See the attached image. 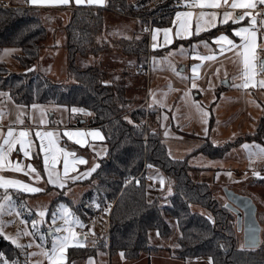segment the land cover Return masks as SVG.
<instances>
[{"label":"trees","instance_id":"obj_1","mask_svg":"<svg viewBox=\"0 0 264 264\" xmlns=\"http://www.w3.org/2000/svg\"><path fill=\"white\" fill-rule=\"evenodd\" d=\"M178 1L166 0L155 10L148 8L149 0H107L106 7L94 4L76 6L65 26L68 74L75 79L74 84L54 82L40 71H30L47 38V28L39 11L34 7H0V50L20 47L21 52L14 57L27 70L12 73L0 61V88L22 104L53 101L71 108H85L91 112L88 125L99 127L105 136L107 153L85 182L89 185L93 180L96 184L89 185L90 188L82 193L80 204L72 207V213L81 223H87L99 211L109 210L114 201L109 212V246L107 236H104L103 246L70 247L69 262L96 255L98 249L104 247L110 255L122 252L127 258H138L143 252L161 249L151 243L152 233L166 238L173 234L177 225V246L165 247L175 257L192 261L211 257V264H264V241L257 247H241L235 225L236 214L215 198L214 189L209 184L192 179L186 158L171 156L161 129L145 137L144 125L140 124L138 117H145V108H136L127 117L123 116L122 105L128 103L123 86L113 80L107 81L100 68L86 64L90 56L107 49L96 42L104 25L106 9L142 19L161 9L173 14L171 10ZM130 42L129 39L119 41L127 53L137 55L140 62H145L146 59L140 58L146 57L148 37L142 36L138 48H132ZM154 122L160 127L159 118ZM84 123H87L86 119L79 120V126ZM245 139L264 143V113L254 133L222 146L207 142L197 151L219 156L231 145ZM144 164L175 176L176 191L171 195L169 205H161L159 198L148 199L147 181L139 176ZM257 181L264 183V178ZM12 192L17 196L15 191ZM209 216L215 223L209 220ZM0 253L3 254L0 264L4 259L18 261V264L26 261L23 248H17L2 234Z\"/></svg>","mask_w":264,"mask_h":264},{"label":"rangeland","instance_id":"obj_2","mask_svg":"<svg viewBox=\"0 0 264 264\" xmlns=\"http://www.w3.org/2000/svg\"><path fill=\"white\" fill-rule=\"evenodd\" d=\"M6 2L8 5L6 6H24V7H29L22 5L18 2H8L6 0H2ZM166 0H149L148 8L155 10L156 8L159 7V5L164 4ZM179 2H181V6L179 5ZM186 0H179L176 3V6L171 10V11H177L179 9H184L186 7ZM2 7V6H1ZM38 10V9H37ZM164 9L154 11L153 13L149 14L148 16L144 18H138L142 27L141 29L135 30V34L131 35L132 37L129 39L131 41L129 43L132 48H138L137 43L139 40L142 38V36H147L148 39L150 40V36L153 35L156 36V39L153 40L154 44L156 45L158 42L161 43L160 49L152 51V56L149 61V76L151 75L152 81H158L164 80L168 81L172 84H174L176 87L181 89L182 91L177 92L176 94V99L179 101L181 100V95H187L188 97L191 96V99L194 100H184V102L180 103L182 108H168L167 110V116L165 117L164 122L162 123V128L157 127L155 124V120L157 118L160 119V125H161V109L156 107V106H149V105H144L141 106V103L138 102H131L130 104H123V116L127 117L130 112L135 110V108H140L144 107L145 108V117H139L140 119V124L144 125L146 134L145 137H147L148 133H151L152 131L161 129V136L163 135L165 137H168L169 134L172 132L176 133L177 127L173 125L171 121V116L174 117V121L177 120L176 114L179 110H184L185 112L187 109L184 107L187 106L188 104H192L194 107H196L198 117L196 115L191 114V121L187 122L185 125L186 127H191L193 129H197L199 133L206 132L211 129V121L209 118H205L204 116L201 115V111L199 109V106L195 100H199V96L197 94L200 93L199 89L200 86H202V82L199 80L198 76H196L195 73H193L192 66L193 65H200L198 69H200L201 75L203 76L202 72L204 73V76H208L211 74V71H208L211 69L212 66H207V65H201L203 63H207L208 61H196L193 59V56L190 54L191 50H194L192 47V43L194 40L197 39V37H193L190 40H184L179 38V36L176 35L178 31L177 27V20L175 17L174 19L171 20V15L169 11H162ZM162 11V12H161ZM44 17L42 18L43 24L46 26L49 36H52L55 38L57 45L54 47L48 49L45 47L43 50L41 49L39 59L37 60L36 64L30 69V71H40L43 74H45L47 77H49L52 81L58 82V83H65V84H74L76 83L75 79L71 78L68 74V53L65 49V44H66V33H65V26L66 23L70 17V14L68 13L67 10H59V8L55 9H44L43 11ZM115 18L114 15L110 12H105L104 14V25L109 27V29L112 26V23L114 22ZM139 21H136L139 23ZM172 22L173 25H172ZM147 23V25H145ZM166 25V26H164ZM260 25V24H259ZM154 27V31L152 28ZM234 27V25L229 24L227 26H219L218 29L221 31H228L230 32L231 29ZM227 28V29H226ZM165 29H168L169 31L167 34L164 32ZM159 30V31H156ZM147 31V33H145ZM208 32H205L202 34V38L209 39L211 35H213L214 32H212L210 35L207 34ZM213 37V36H212ZM215 37V36H214ZM213 37V38H214ZM178 38V39H177ZM212 38V39H213ZM51 39H48L50 41ZM171 41L169 43L168 41ZM207 41V40H205ZM168 44H165V43ZM165 44V45H164ZM159 45V44H158ZM164 45V46H163ZM257 54L258 57L260 55H264V45H262L260 50V43L257 40ZM114 48L119 50L118 45H114ZM148 48V47H147ZM181 48H183V52H181ZM156 49V47L154 48ZM203 49V48H202ZM201 49V50H202ZM207 48L205 47L201 51V56L206 53ZM7 50V51H6ZM218 52V49H213ZM148 51V49H147ZM190 51V52H189ZM21 52L20 47L16 46H11V47H4L0 50V61H3L8 70L12 73H20V72H25L27 71L24 69L17 59L14 57V54H19ZM231 52V51H230ZM106 54V53H104ZM148 54V52H147ZM142 59H146L148 61L147 55ZM227 54V53H225ZM130 56H132L135 61L139 57L137 55H134L132 53H129ZM234 58L228 61L225 60L223 61V66L221 68V71H224L227 73L228 77L240 76V71H241V66L239 63V58L236 57L235 53L233 54ZM112 54H110V59L108 60V64L106 66H102L101 62H99L98 65H93V66H99L101 67L100 69L105 73V77L107 78V81H114L115 83L119 84V77L124 78V82L126 80L125 75L119 74V77L117 76V69L113 65V60L111 59ZM263 57V56H262ZM261 59V58H259ZM129 61V59H125V61ZM130 60H132L130 58ZM140 61V60H139ZM196 61V63H194ZM222 61V60H221ZM90 60L87 59L86 64L90 65ZM213 63H216L213 61ZM3 64V63H2ZM114 68V69H113ZM151 68V69H150ZM197 69V71H198ZM148 70V68H147ZM145 69V71L147 72ZM214 72V71H212ZM195 76V79H193ZM144 77H142L143 79ZM255 81L258 80H264V71H260L259 66H257L256 69V76L254 78ZM151 81V84H152ZM141 82V81H140ZM195 83L197 87L193 88L192 84ZM120 85V84H119ZM155 87V84L153 85V89ZM0 93H3V95H0V122L2 124H20L25 125V129L29 132V140L31 141V153H29L28 157H25L22 151H16L14 150L13 154H10V161L12 164H15L19 162L22 167L24 168V171L17 172L13 171L10 167L5 170V172L2 174L3 177L6 179H12V180H19L22 181L26 184H29L30 186L37 187L40 189H43V191L32 193V192H26L23 191L22 188H13L9 187L7 190L4 188H0V199H3L4 195L7 194L12 197V202L15 205L16 211L20 212V215L17 216L14 211L10 209H6L4 214L0 215V222H3L2 227H3V236L8 239L7 237H13L16 238L18 243L23 244V245H28L29 243L32 244L31 248H23L24 250V257L26 258V261L29 259V256L26 255L28 252H39L40 249L36 247L38 244H42L43 247H47L50 245V239H52V234L49 232V228L52 225V214L56 213L57 214V221L55 226H60L62 225V220L59 219V216L61 214V205L67 206L68 209H70L71 213L72 207L77 206L80 204V198L82 193L87 190L89 185L91 184H96V181H91V184H85L86 180H88L90 175H84L87 173L88 168H90L93 163L95 162L94 158L91 156H86L89 151L85 149V147L81 146L80 144L76 143V139L72 138H66L64 135H62L61 130L57 129H52L49 130L48 128H41L40 126L42 125H49L51 122L53 124H68V123H74V125L77 127V129L81 127H93L89 126L88 122L89 119L91 118V112H89L85 108L81 107H73L76 109H83L84 111H76L73 112L71 107L67 105H61L58 103H55L53 101H49L47 103H32L30 105L27 104H22L18 103L17 101L14 100L12 95L7 91V90H0ZM150 95V92H148ZM154 91L151 92V99L156 100L155 93L153 95ZM139 91H134L131 96L132 98L138 97ZM147 94V93H146ZM159 94V93H158ZM157 94V95H158ZM258 96V92H256ZM264 94V93H263ZM260 95H261V90H260ZM142 96H145V92H142ZM259 97V96H258ZM170 100V95L165 93V95L162 97V101L168 102ZM136 103V104H135ZM35 104L38 107L33 108L32 105ZM239 106H243L245 104L244 99L239 102ZM70 108V111H69ZM247 106L244 107L246 109ZM149 110H152L149 112ZM195 110V109H191ZM195 110V111H196ZM209 111V110H208ZM70 112V115H69ZM157 112V113H156ZM236 110H233V113H235ZM245 114H247L248 111H244ZM233 115V114H232ZM86 119L87 123H84V125L79 126V120L84 121ZM231 120V123H233V126L237 123V119L235 117H229ZM22 120L23 123H19L18 121ZM154 120V121H153ZM87 124V125H86ZM42 129V132H52L54 135V138L58 143L62 144V147H59L60 149H63L64 152L68 153H74L75 156H69L68 159L71 157L72 159H69L70 161V171H69V177L71 176H77L78 178L73 181L72 179H67L65 181V187L60 188L58 186H54L51 184H48L47 181V174L44 171V157L40 153V151L37 150L38 148V141L39 138L36 135L37 132H40L39 129ZM163 129V130H162ZM21 129L16 130V132L19 133ZM68 132V131H67ZM66 133V132H65ZM64 133V134H65ZM196 133V132H195ZM17 134V133H16ZM67 136V135H66ZM69 137V136H67ZM146 139V138H145ZM48 142V141H47ZM209 144V141H207ZM206 144V145H208ZM82 158L86 160L87 163H72L73 160L78 161L79 158ZM86 156V158H85ZM57 163L55 165L56 169L63 173V160L64 156L62 153H57ZM31 164L37 172L40 173L42 179L37 181L35 179V173H30V170L27 168V165ZM150 168L144 164L143 169L140 173L139 176H143V178L147 181V188L148 186H151L150 184L152 183L153 180H150L149 178V171ZM162 171V170H161ZM174 181L175 176L168 174ZM138 178V177H136ZM135 178V179H136ZM163 179V177H161ZM128 181H131V179H128ZM154 182V181H153ZM85 184V185H83ZM166 187V188H165ZM162 189H166L165 191ZM156 190L160 191L159 196L162 195V198H160V204L161 205H169L170 204V197L171 194L169 195L168 193V182L167 180L165 181V184H161L160 182L156 185ZM229 190H232L240 195L248 196L252 199L254 204L257 207V213H256V218L259 222L261 232H260V240L264 241V183H259L257 180H253L244 184H241L239 187L235 188H229ZM12 191H15L17 196L13 194ZM214 196L215 198L220 201L223 204H228L229 200L226 196V189H221L217 188L214 190ZM114 204V201L111 202V206L109 207L108 212L103 211L101 213H97L96 216L92 217L87 223L91 224L93 223L94 220L97 218L104 219L107 224V229L109 230V219H110V210ZM210 212L208 209H204V211ZM39 211H45V217L43 218V222L41 221V217H39L38 212ZM73 214V213H72ZM36 220L38 221L37 226L34 228L32 225V221ZM172 221V219H170ZM23 221V223H22ZM100 222V221H99ZM103 222V221H101ZM171 223H175V220L172 221ZM86 224V223H85ZM176 224V223H175ZM100 226L101 223H99ZM235 225L237 227V216L235 215ZM53 226V227H55ZM89 226V227H90ZM88 226H85L87 229ZM92 228V227H91ZM103 228L101 227V230ZM31 232L33 235H24V232ZM93 231V229H92ZM103 232V231H101ZM43 234L46 236V241H41L40 240V235ZM155 233H152L151 237V243L158 245L161 247V251L158 252L157 254L155 253H148L150 260L146 259V262L149 264H207L209 262V258H199L195 260L191 259H181L178 257H175L173 254H171L169 251L165 249L167 246H177V241L176 238L179 234V229L178 226L175 225V230L172 235L166 238L159 237L158 235H154ZM104 236L108 237L107 241V247L109 246V236H108V231L104 234H97L95 235V238L92 240L93 243L89 244L88 246H103L104 244ZM238 236H239V244L241 247H245V239H244V230L238 231ZM10 240V239H9ZM39 240V241H37ZM12 241V240H11ZM27 242V243H24ZM106 248L98 249L96 256V260L98 263L106 264ZM94 256V255H93ZM98 256V257H97ZM35 262L39 261L41 264H44L45 258L43 256H31ZM32 259V260H33ZM113 262L112 264H117V260L113 256ZM145 261V260H144ZM149 261V262H148ZM93 264H95L94 260H92Z\"/></svg>","mask_w":264,"mask_h":264},{"label":"crops","instance_id":"obj_3","mask_svg":"<svg viewBox=\"0 0 264 264\" xmlns=\"http://www.w3.org/2000/svg\"><path fill=\"white\" fill-rule=\"evenodd\" d=\"M6 1L18 2L25 6L34 7L38 9L41 18L44 17L43 15L44 9L59 8V10L62 9V11L67 10L71 17V12L76 6L81 5V4H89L87 3V0H84V2L80 4H77L76 0H69V3L67 4H60V3L31 4L27 2V0H6ZM187 1H188V3H186L187 8L179 9L172 14L173 15L172 19H174V21H175V17H177L176 16L177 12L192 11L193 13L198 14L200 11L203 10L205 12L215 11L217 13V18L214 21L215 23L214 27H210L208 25L202 24L201 25L202 30L200 31L199 34H196L195 29H196L197 16L194 15L190 19L189 24H188V29L192 34L185 35L182 32L181 35L179 36V38L183 39V41L192 39L195 36L197 37V39L194 40L192 43L193 44L192 47L194 50H191V52L189 51L190 54L193 56V59L195 56H201V51L205 48L204 42H207L208 47L206 49L207 50L206 53L203 54V56H209V55L216 56L215 60H209V61L207 60L208 61L207 63L201 64L203 66L204 65L212 66L211 69H209L208 71L212 70L214 72L211 71V74L208 76H204V73L202 72L203 74L202 76L200 69H198V71L196 70V73H195L196 76H198L199 80L202 82V86H200L201 89H199L200 93L197 94V96H199L200 98L198 101L195 100V102L199 106H201L199 107L201 111V115L207 119L209 118L212 125H211V129L208 131L207 134L206 132L199 133L197 129H193L190 126L186 127L185 125L187 124V122L192 120L191 114L194 116L196 115V117H198L196 107H194L192 104L190 105L188 104L187 106L184 107L185 109H187L186 112L182 109L177 112L176 121H174V117L171 116V121L173 125L177 127L176 133L172 132L171 134L168 135V137H165L163 135L162 138L165 144L167 145L171 156L175 158H186L187 159L191 167L190 175L195 182L207 183L214 190L217 188L218 189L219 188L229 189V188H233L234 186L235 188H237L241 184H244V183H247L253 180L255 181L260 178H264V156L253 155L251 156V158L249 156L250 151L253 153H256L258 151V149L255 146L264 148V143H261L257 140L245 139V140L240 141L237 144L231 145L224 153H222L219 156H212V155H209L207 153L197 151V150L201 146H203L205 143H207V141H209L214 146H222V145H225L226 143L235 142L239 137L254 133L258 126L259 120L264 113V94H263L264 87H261L259 85L258 80L257 81L254 80L253 83H250L247 88L236 87L235 85L241 83L240 76L238 77V75H236V76L228 77L227 73H225L224 71H221V68L223 66V61L225 60L229 61L231 57L233 59L234 58L233 54L235 53V51L234 50L231 52L227 51V52H224L222 55H220L219 47L214 41L215 37L221 34H224L228 36L230 39H233L235 43L239 44L240 40H239V37L235 36L234 29L238 27L249 26L250 17H245L244 20H239L235 23L233 22L232 19H230L227 23H220V21L223 20V14L225 11L231 12L233 15V18L240 16L236 13L235 9H232L231 7L228 6L231 4V0H228V5L222 4L221 7L215 8V9L213 8H205V9L191 8L189 7L191 0H186V2ZM93 4L97 6L106 7L107 0H103V3H93ZM257 5H261V4H257ZM107 11L114 15L115 20L112 23L113 27L109 29L108 26L106 28V25H103L101 32L96 36V42L100 45L107 46V49L104 52L100 53L99 55L90 56L88 60H90L91 64L90 63L89 64L98 65L99 62H101V65L105 67L106 64H108V60L110 59L109 58L110 54H112L113 57H111V59L114 62L113 65L116 67L118 71L117 76L119 77V74L126 76L125 82L123 81L124 78L119 77L120 79L119 84L122 85L124 88L123 94H124V98L128 100V104H130L133 101L141 103L145 100V98H147L148 100L145 103V105L147 104L151 107L156 106L161 109V125H160L161 127L160 128H162V123L164 122L165 117H168L167 116L168 108L170 107V108H173L172 110H174L176 105H177L176 108H182L180 103L184 102V100H192L191 96L188 97L187 95L182 94L181 100L178 103V100L176 99V94L177 92L182 91L181 89L176 87L174 84L168 82L167 80L166 81L160 80V79L158 81L151 80L152 76L151 75L149 76V61L151 59V56L153 55L152 51L160 49L162 42H158L156 44V49H154L153 48V44H154L153 38L152 36H150V40L148 39V48H147L148 49L147 51L148 61L146 60L145 62H140L138 58L135 61V59L124 50L123 46L119 43V41L121 39H130L132 37L131 35L135 34L134 32L135 30H137V28L141 29L140 27H142V25L139 19L137 17H131L121 12H118L115 10H109V9H106L104 11V14ZM176 20L178 23L177 27L179 28L178 18H176ZM136 21H139V23H137ZM173 23L174 22H172V25ZM229 24L234 25V27L231 29L230 32L224 31L223 33V30L221 31L220 29H218V27L221 25L227 26ZM145 25H147V23H145ZM154 27L155 26H153L152 28L153 31H154ZM255 30L257 31V40L260 43V50L262 51L261 47L262 45H264V21L260 25H255ZM205 32H208L207 34L209 35L212 32L214 33L213 35H211L209 39H205V38H202V34ZM145 33H147V31H145ZM212 36L213 37L215 36V37L213 38ZM48 39H51V40L48 41ZM165 44H168V43L166 42ZM55 45H57L55 38H53L52 36H49L48 30H47V38L43 42L42 50L45 47L50 49L54 47ZM114 45H118L119 50L115 49ZM213 49H218V52L216 53V51ZM262 56L260 55V57H258V54H257L258 59L264 58V55ZM130 58L132 60H130ZM125 59H129V61L127 60L125 61ZM194 60L198 61L199 59L198 60L194 59ZM196 61H194V63H196ZM213 61H215L216 63H213ZM97 67L101 68L99 66ZM145 69L147 70V72L145 71ZM217 69L219 70L218 72H217ZM142 77L144 78L142 79ZM224 80H227L228 84H225ZM151 81H152V84H151ZM154 84H155V87L153 89ZM0 90H3V89L0 88ZM260 90H261V95H260ZM134 91H139V94H138V97L132 98L131 94ZM143 91L145 92V96H142ZM152 91H154L155 93L156 100L151 99L150 97ZM148 92H150V95ZM256 92H258L259 97L257 96ZM165 93L170 95V100L168 102L163 103L162 97L165 95ZM243 99L245 101V104L243 106H239L240 105L239 102L242 101ZM245 106H247L246 109H244ZM191 109H195L196 111L191 110ZM233 110H236V112L233 113ZM69 111H70V108H69ZM244 111H248L247 114H245ZM205 113L207 115H205ZM69 115H70V112H69ZM232 116L237 119V123L234 126H233V123H231V120L229 119V117H232ZM24 126L25 125L21 126L20 124H13V123L12 124H2L0 122V143L3 142V139L7 135L9 128L14 129V135H18V132H16V130H19V129L24 130L25 129ZM40 127L48 128L49 130L59 129L61 130L62 135H64L66 138H69L64 134L67 131L76 132L78 130H84V131L93 130V129L98 130L101 133L103 139L94 140L90 136H86L83 138L85 140V143L80 144V145L85 147V149L89 151V153H87L86 156L88 157L91 156L94 158L95 162L93 163V165L94 164L98 165L100 159L103 158L107 153V145L105 142V136H104L103 131L99 127H81L77 129L74 123H68L64 125L62 124L55 125L52 122L49 125H42ZM41 128L39 129L40 132H42ZM53 139L55 140L54 136H53ZM72 139H77V138L73 137ZM55 143L58 148L62 147L61 146L62 144L61 143L59 144L58 141L55 140ZM44 144L45 146H47V139H45ZM245 144L251 145L253 147L251 149H246L242 147ZM40 146H41V140L39 138L37 150L40 151V153L44 157V153L41 151ZM31 149L32 148L30 144L29 153L32 152ZM14 150H16L17 152L19 151V144H17L13 148V150L8 154L7 161H10L9 160L10 154H13ZM69 159H72V158L70 157ZM93 165L90 168H88V170L91 169ZM7 168L9 167L7 166V162H6L5 166L2 169H0V176H2V174L5 172ZM254 171L259 173V176H254L253 175ZM229 172L231 173V176L226 174ZM161 177H163V181H164L163 184H165L166 180L168 182L169 195L170 194L172 195L173 193H175L176 180L174 181L168 174L161 171L160 169L150 168L149 178L150 180H153L154 182L152 181V183L150 184L151 186H148L147 188V197L149 200H153L155 198H159V199L162 198V195L161 196L159 195L160 193L163 192L164 189H162V192L156 190V185L160 182ZM89 188L90 186L87 188V190ZM169 188L171 189V191H169ZM99 223H101L102 226H100ZM82 225L83 227H80L79 225L75 226V231L79 233L80 236L82 237L79 242V246H70V247H83L86 245L88 246L89 244L93 243L92 240L95 238V235L104 234L107 231H108V236H109V230L107 229V224L104 219L97 218L96 220L93 221L91 226L89 223H86V224L82 223ZM85 226H88L87 229L85 228ZM101 227L103 228L102 230H101ZM49 241H50V245L47 246L46 248L51 247V239ZM107 241H108V237H107ZM24 243H27V242H24ZM68 249L65 252V264H89L90 260L91 261L94 260L95 264H102L100 262L98 263V261L95 259L96 258L95 255L86 257L84 259H76L74 261L69 262L68 255H67ZM160 251L161 250L153 251L151 253L157 254ZM121 253L122 252H117L113 255H110L109 250H106V260H107L106 264H112L113 256L117 260V264H149L146 262V259L150 260L148 256L149 254L146 252H143L138 258H135V259L127 258L124 255L122 256ZM32 259L33 258L29 257V259L25 261L24 264H35L34 263L35 260L34 259L32 260ZM44 264H48L46 258L44 260ZM91 264H93V262H91Z\"/></svg>","mask_w":264,"mask_h":264},{"label":"snow or ice","instance_id":"obj_4","mask_svg":"<svg viewBox=\"0 0 264 264\" xmlns=\"http://www.w3.org/2000/svg\"><path fill=\"white\" fill-rule=\"evenodd\" d=\"M27 2L31 4H42V3H60V4H67L69 3V0H27ZM84 2V0H76L77 4H80ZM87 3L93 4V3H103V0H87ZM223 5H228V0H191V3L189 4V7L191 8H219ZM257 4L264 5V0H231V4L228 5L232 9H245L242 15L233 18V15L231 12L225 11L223 14V20L220 21V23H227L230 19L233 20V22H237L239 20H244L245 17H250V24L247 27H238L234 29V33L236 37H239V44L235 43L233 39H230L228 36L221 34L214 38L215 43L219 47V54L222 55L224 52L227 51H235V55L239 58V63L241 66L240 71V79L241 83L235 85L236 87H242L247 88L250 83H253L254 78L256 76V69L257 66H259L260 71H264V58L258 59L257 57V31L255 30V25L257 23V16L261 15L260 13H257L256 15H253L251 11H248L249 9L256 8ZM196 15L197 21H196V34H199L202 30L201 25H208L210 27H214L215 23L214 21L217 18V13L215 11L213 12H205L200 11L198 14L193 13L192 11L187 12H177L176 16L179 21V29L176 33L177 36H180L181 33L185 35H191L192 33L188 29V24L190 19ZM159 31V30H156ZM169 30L165 29L164 32L167 34ZM156 39V36L153 35V40ZM171 43V41H168ZM204 46L207 48L208 44L207 42H204ZM156 45L153 44V48H155ZM7 51V50H6ZM181 52H183V48H181ZM194 59H199L201 61L204 60H215V55H209V56H195ZM200 67V65H193L192 70L193 73H196V70ZM219 70L217 69V72ZM195 79V76L194 78ZM259 85L261 87H264V80L259 81ZM192 87L195 88L197 85L195 83L192 84ZM0 95H3V93H0ZM33 108L38 107L37 105L33 104ZM73 112L76 111H84L83 109H72ZM205 115H207L205 113ZM19 123H23L22 120L18 121ZM29 132L27 130H20L18 135H14V129L9 128L7 135L4 137L3 142L0 143V169H2L6 162L7 166L10 167L13 171L21 172L24 171V168L22 165L17 162L15 164H12L11 162L7 161L8 154L13 150V148L19 144V150L23 152L25 157L29 156V146L31 144V141L28 139ZM40 140H41V151L44 153V171L47 174V183L58 186L60 188H64L65 181L67 179H72L75 181L78 177L77 176H71L69 177V171H70V161L68 159L69 156H75L74 153H68L64 152L63 149H60L57 147L55 140L53 139V133L52 132H37L36 134ZM65 135L69 136V138L76 137V143L77 144H83L85 143V140L83 139L86 136H90L92 139H103L101 133L98 130H78L76 132H66ZM47 139V146H45L44 141ZM242 147L246 149H251L253 146L251 145H243ZM258 151L256 153L249 152V156L253 155H260L264 156V148H261L259 146H255ZM57 153H62L64 156L63 160V173L59 172L55 165L57 163ZM86 163V161L81 157L78 161L73 160L72 163ZM99 165L94 164L91 169L88 170L87 173L84 175H90L92 172L98 168ZM149 167H151L149 165ZM27 168L30 170V173H35V179L39 181L42 179L39 172L36 171V169L31 165H27ZM227 175L231 176V173H226ZM254 176H259V173L253 172ZM164 181L161 179V184L163 185ZM9 187L13 188H22L23 191L26 192H40L43 191V189L30 186L29 184H26L19 180H12V179H6L3 176H0V188H4L7 190ZM169 191L171 189L169 188ZM98 206V205H97ZM225 207H230V205L225 204ZM6 209H10L15 212L17 216L20 215L19 211H16L15 205L12 202V197L10 195L6 194L4 195L3 199H0V215L4 214ZM105 211H108V209H105ZM39 217H41V221L43 222V218L45 217V211H39L38 212ZM57 214H52V225H56L57 221ZM59 219L62 220V225L60 226H50L49 232L52 234L51 239V247L46 248L43 247L42 244L36 245L37 248L40 249L39 252H28L26 253L27 256H43L46 258L48 264H65V252L70 246H79V242L81 240V236L79 233L75 231V226L79 225L80 227H83L82 223L79 221L78 218L74 217L71 213L70 209L67 208V206L61 205V214L59 216ZM209 220H212V217L209 216ZM213 223H215L214 220H212ZM23 223V221H22ZM38 221L33 220L32 225L35 228L37 226ZM3 222H0V234H3ZM24 235H33L31 232H24ZM8 239L12 240V243L16 245L17 248H31L32 244L29 243L28 245H23L18 243L16 238L13 237H7ZM41 241H46V236L41 234L40 235ZM123 256V253H121ZM3 257V254L0 253V258ZM3 264H18V261H11L9 262L7 259L3 260ZM35 264H41V262L37 261ZM89 264H91V260L89 261ZM209 264H211V257L209 258Z\"/></svg>","mask_w":264,"mask_h":264},{"label":"water","instance_id":"obj_5","mask_svg":"<svg viewBox=\"0 0 264 264\" xmlns=\"http://www.w3.org/2000/svg\"><path fill=\"white\" fill-rule=\"evenodd\" d=\"M228 84L227 80H224ZM230 209L237 216L238 231L244 230L245 245L257 247L260 240L261 228L256 218L257 207L248 196L240 195L232 190L226 189Z\"/></svg>","mask_w":264,"mask_h":264},{"label":"built area","instance_id":"obj_6","mask_svg":"<svg viewBox=\"0 0 264 264\" xmlns=\"http://www.w3.org/2000/svg\"><path fill=\"white\" fill-rule=\"evenodd\" d=\"M5 5H8L6 2L0 0V7H5ZM179 5L181 6V2H179ZM236 13L238 15H242L243 12L245 11V9H235ZM248 11H251L253 13V15H256L257 13H260L261 15L257 16V23L256 25L261 24L264 21V6L263 5H257L256 8L254 9H249ZM147 98H145V100L142 102L141 106H144L145 103L147 102ZM98 213H101V211H99Z\"/></svg>","mask_w":264,"mask_h":264}]
</instances>
